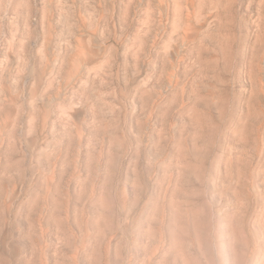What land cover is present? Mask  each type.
<instances>
[{
    "label": "rangeland",
    "instance_id": "obj_1",
    "mask_svg": "<svg viewBox=\"0 0 264 264\" xmlns=\"http://www.w3.org/2000/svg\"><path fill=\"white\" fill-rule=\"evenodd\" d=\"M0 264H264V0H0Z\"/></svg>",
    "mask_w": 264,
    "mask_h": 264
}]
</instances>
